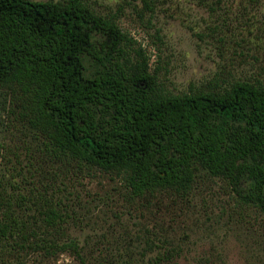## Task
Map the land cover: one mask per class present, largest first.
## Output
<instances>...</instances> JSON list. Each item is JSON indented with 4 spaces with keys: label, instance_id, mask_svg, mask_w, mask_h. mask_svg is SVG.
I'll return each mask as SVG.
<instances>
[{
    "label": "trees",
    "instance_id": "16d2710c",
    "mask_svg": "<svg viewBox=\"0 0 264 264\" xmlns=\"http://www.w3.org/2000/svg\"><path fill=\"white\" fill-rule=\"evenodd\" d=\"M0 103L53 154L118 175L136 197H182L208 176L264 212V84L215 79L174 93L87 0H0ZM0 201V240L40 239L7 192ZM42 215L39 228L62 220L52 204ZM35 245L79 253L76 240Z\"/></svg>",
    "mask_w": 264,
    "mask_h": 264
},
{
    "label": "rangeland",
    "instance_id": "374dc122",
    "mask_svg": "<svg viewBox=\"0 0 264 264\" xmlns=\"http://www.w3.org/2000/svg\"><path fill=\"white\" fill-rule=\"evenodd\" d=\"M151 1L87 3L117 19L174 93L215 79L264 84V0ZM1 108L0 195L7 192L29 230L41 235L27 247L0 240V264H264V212L221 180L201 176L182 197H136L118 175L56 156ZM51 204L62 220L39 228ZM39 240H76L79 253H47Z\"/></svg>",
    "mask_w": 264,
    "mask_h": 264
}]
</instances>
